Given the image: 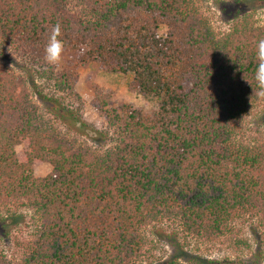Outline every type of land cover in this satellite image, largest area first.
Instances as JSON below:
<instances>
[{
	"label": "trees",
	"instance_id": "1",
	"mask_svg": "<svg viewBox=\"0 0 264 264\" xmlns=\"http://www.w3.org/2000/svg\"><path fill=\"white\" fill-rule=\"evenodd\" d=\"M202 1L0 0V56L27 61L0 64V264H179L146 250L159 225L181 245L230 235L243 249L246 227L264 257V24L238 11L215 32ZM57 23L80 52L60 70L44 59ZM89 62L131 73L156 109L99 96L106 127L89 126L74 92Z\"/></svg>",
	"mask_w": 264,
	"mask_h": 264
},
{
	"label": "rangeland",
	"instance_id": "2",
	"mask_svg": "<svg viewBox=\"0 0 264 264\" xmlns=\"http://www.w3.org/2000/svg\"><path fill=\"white\" fill-rule=\"evenodd\" d=\"M200 9L215 32L226 30L230 24L231 17L234 14L236 15L238 11L248 12L247 16H252V20L255 23L264 24V0H204L200 3ZM159 32H164V29H160ZM79 55L80 52L78 50L64 46L61 60L58 65H55L56 68L60 70L63 67L71 66ZM0 64L21 74L23 73L21 66L26 65L27 61L20 56H14L12 60L0 56ZM77 72L78 76L74 85V92L79 97L82 118L89 126L97 129L106 127L105 114L101 108L99 96L107 101V108L128 103L135 108L141 109L146 114H151L156 109V102L152 98L143 96L138 92L136 85L132 82V74L129 72H109L97 62L84 63L77 67ZM33 99L35 98L33 97ZM34 101L38 103L36 99ZM56 123L61 132L66 134L65 125L60 120ZM69 135V138L88 142L87 138L80 134L70 133ZM15 149L20 153L26 147L21 144L16 146ZM50 169L51 166L48 162H39L35 165L34 175L42 177ZM19 213L26 216L25 211L19 210ZM171 232V228L166 225L148 226L144 230L146 238L145 248L149 250L151 259H154V257L157 259L155 263H162L163 260L175 256L178 257L176 260H178L179 264H254V261L264 264L262 254L257 258L255 257V254L258 253V247L246 227L244 235L250 239L251 243L249 248L244 249L241 247L237 248L233 244V237L230 235L211 242L203 243L192 240L188 245H181L179 241L165 237V235H171ZM13 251L15 249L11 247L9 252L12 253ZM12 254L15 257L17 256V252ZM190 256L193 259L189 262L186 261V258Z\"/></svg>",
	"mask_w": 264,
	"mask_h": 264
},
{
	"label": "clouds",
	"instance_id": "3",
	"mask_svg": "<svg viewBox=\"0 0 264 264\" xmlns=\"http://www.w3.org/2000/svg\"><path fill=\"white\" fill-rule=\"evenodd\" d=\"M61 35V26L59 23H57L51 29V32L48 37V42L44 50V59L50 65H58L61 60V54L64 50L63 41L59 38ZM255 58V94L257 97L264 99V39L259 40L256 44Z\"/></svg>",
	"mask_w": 264,
	"mask_h": 264
}]
</instances>
